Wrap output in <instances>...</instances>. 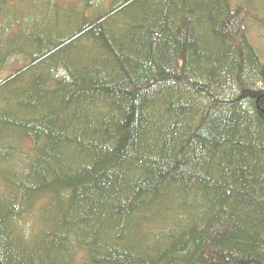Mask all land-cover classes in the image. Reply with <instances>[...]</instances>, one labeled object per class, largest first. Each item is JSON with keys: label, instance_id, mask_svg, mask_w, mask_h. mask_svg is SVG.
I'll use <instances>...</instances> for the list:
<instances>
[{"label": "trees", "instance_id": "obj_1", "mask_svg": "<svg viewBox=\"0 0 264 264\" xmlns=\"http://www.w3.org/2000/svg\"><path fill=\"white\" fill-rule=\"evenodd\" d=\"M249 10L0 0V264H264Z\"/></svg>", "mask_w": 264, "mask_h": 264}, {"label": "rangeland", "instance_id": "obj_2", "mask_svg": "<svg viewBox=\"0 0 264 264\" xmlns=\"http://www.w3.org/2000/svg\"><path fill=\"white\" fill-rule=\"evenodd\" d=\"M60 4L71 5L76 0H57ZM233 4L245 6L252 14L248 20L249 36L254 45L257 46L264 56V0H232ZM30 139L24 140L23 146L30 144ZM23 143V142H22Z\"/></svg>", "mask_w": 264, "mask_h": 264}]
</instances>
